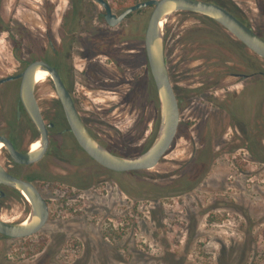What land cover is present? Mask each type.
Returning a JSON list of instances; mask_svg holds the SVG:
<instances>
[{
	"label": "rangeland",
	"instance_id": "1",
	"mask_svg": "<svg viewBox=\"0 0 264 264\" xmlns=\"http://www.w3.org/2000/svg\"><path fill=\"white\" fill-rule=\"evenodd\" d=\"M108 1L119 13L144 0ZM207 1L233 9L264 35V0ZM70 7L69 0L4 1L2 19L13 31L11 35L0 30V79L22 72L25 63L21 59L49 56L51 23L55 35H60L56 38L59 45L62 16ZM76 10L85 14L86 35L97 28L107 39L105 50L114 53L119 44L134 54L127 50L144 44L136 35L145 34L153 7L135 13L111 34L98 20L103 12L99 4L80 0ZM196 26L213 29L205 19L184 12L175 13L166 23V56L173 85L188 90L199 87L205 72L220 76L264 72V60L235 39L222 44L221 51L188 40L191 32L185 37V31ZM88 62L78 61L69 83L82 116L94 134L119 154L141 153L155 139L160 121L154 80L138 81L135 72H141V67L117 68L105 56L96 65ZM99 67L105 68V79L98 75ZM243 91L245 106L240 103L235 111L246 124H235L226 111H220L219 117L203 116L199 99L187 96L177 138L155 168L133 175L113 173L114 190L105 184L86 193L78 207L85 215L86 242L74 237L62 243L51 235L52 226H47L27 239L0 240V264H219L221 259L224 264L227 260L239 264L245 238L242 230L248 236L249 228L254 241L244 244L245 259L264 264V136H260L261 143L257 136H251L254 142L247 139L248 133L264 132V76L257 73L242 81L229 75L214 96L222 103L223 99L227 102V95ZM36 94L42 109L60 110L50 81L38 83ZM18 97V82L0 86V128L13 121ZM193 155L197 157L192 160ZM74 156H85L86 165H93L87 155L71 151L70 157ZM179 179L193 182L185 184L183 194L178 191L182 188ZM15 203V198H0L2 219L13 222L21 216L22 206ZM68 206L71 201L56 205L57 210Z\"/></svg>",
	"mask_w": 264,
	"mask_h": 264
},
{
	"label": "flooded vegetation",
	"instance_id": "2",
	"mask_svg": "<svg viewBox=\"0 0 264 264\" xmlns=\"http://www.w3.org/2000/svg\"><path fill=\"white\" fill-rule=\"evenodd\" d=\"M79 1L80 0H74V1L69 0V3L71 5V7L69 8V12H65L62 16L63 32L61 33L62 37L60 39V44L59 45L56 44L57 43L56 38H59L60 35H55V32L53 30L54 29L53 22H52L51 23V29L52 30L48 34L49 56L42 57V58H34V59H30L28 61L21 59V61H23V63H25V68L30 63H32L34 61L43 60V61L48 62L51 66L55 67L59 71L64 84L69 89L71 94H72V92L70 90L69 83L71 80L74 79V72H76L74 69L79 67L78 61L89 59L88 65L93 66V65H96L98 63V59L101 56H103V57L105 56L108 59H112V63H114L117 68H118V66L123 67L125 69L131 68V67L139 69V67H141V72H139V71L135 72V75H136V78L138 79V81H140L141 79L142 80H148L150 78H152L154 80V77H153V74H152L151 68H150V63H149L147 51H146L145 34L143 35V34H141V32H138V34L136 35V37L139 38L137 40H142L144 42V44L142 45V47L140 49L133 50V48L131 46L130 50H127V51H131V52L135 51L134 54H128V52H125L123 47H120V46L117 47V45H119V44L114 46V48H118L116 51L113 50V52L115 51L114 53H112L109 50L107 51V50H105V48L107 47V43H105V42H107V39L100 35L101 31L99 29L96 28L95 32L93 34L86 35V30L88 31V29H86V24H85V14H84V12L77 13L78 10H76V2L78 3ZM89 1L97 3L93 0H89ZM204 1H207V0H204ZM207 2H212V1H207ZM212 3H215V2H212ZM97 4H99V3H97ZM216 4L227 8L231 12L233 11L234 13L233 12L232 13L235 16H237L243 22H245V23L247 22L243 18L238 16L233 9L226 7V6L219 4V3H216ZM150 7H152V6H150ZM146 8H148V7H146ZM143 9H145V8H143ZM143 9H141V10H143ZM153 9H154V7H153ZM141 10H138V11L130 14L125 20H127L128 18L133 16L135 13L140 12ZM113 11H114V9H113ZM121 12H119V13L115 12V13L120 14ZM181 12H185V11H181ZM194 14H196V13H194ZM104 15H105V9L103 8V12H101L97 17H98V20L103 21L105 28L107 30L106 32H108L109 34H111L114 29L119 27L125 21L124 20L123 22H121L119 25H117L115 27H111L106 22ZM247 25H249V24H247ZM249 26H251V25H249ZM146 29H147V27H146ZM0 30L1 31H7L10 34L13 31L11 28H9V30H2V25H1ZM223 30L229 35L231 40L235 39L236 41L240 42V44L247 47L240 40H238L235 36H233L224 27H223ZM255 31L257 33H259L257 30H255ZM117 35H119V34H117ZM120 36H122V35H120ZM19 44L17 47V51L19 49ZM85 50L87 51V53H85ZM131 52H129V53H131ZM133 61L135 62V64ZM25 68H24V70H25ZM101 68L100 67L96 68V69H98V75L103 77V79H105L104 77H106L107 72L105 71V68H102V69ZM22 72L15 74V75H11V76H18ZM257 73H258L257 71L254 72V74H247V73H242L240 71H235L231 75L241 79L242 81H244V80L250 78L251 76L256 75ZM228 76H226L219 83L218 88H220V86L224 85V82L227 80ZM7 77H9V76H7ZM170 77H171V75H170ZM4 78H6V77H4ZM1 79H3V78H1ZM47 81H50V83L52 84V86L54 88L53 79L50 76L48 77ZM11 82H18L19 83V97H18V101L16 104V109H15L14 114H13V121L12 122L9 121L8 124H6L2 128H0V136L9 140L12 143L15 150H17L19 153H27L30 150H32L31 147H32L34 142L41 141L42 134L39 131L38 127L35 125L34 121L31 119L29 113L27 112V110L25 109V107L22 103L21 95H20L22 77H17V78H14L12 80L1 83L0 86L11 83ZM154 82H155V80H154ZM156 89H157V87H156ZM36 90H37V85H36ZM180 91L185 96H187L184 89H180ZM35 93H36V91H35ZM243 93H244V91L240 92L239 94L227 95L228 96L227 103H231V110H233L232 112L226 111L223 108L222 109L206 108V110L204 111L206 113V116L211 117L214 115L215 116L218 115L217 117H219V115L221 114V113H219L220 111L221 112L226 111V112H228V114L232 118V121L235 124L236 123L242 124V122H243V125L246 124V122H244V119L239 118L238 114L235 111V107L237 109L238 104L241 103L242 107L245 106V102H244V104L242 103V101L244 100V98H243L244 94ZM176 95H177V92H176ZM72 96H73L74 101L76 103L77 109L79 110L76 99H75L73 94H72ZM36 97H37V94H36ZM177 98H178V96H177ZM37 100H38V103L40 105V109H41L43 119H44L45 124H46L47 129H48L49 146H48L46 152L44 153L43 157L36 162L19 163L13 159V157L11 156V152H10L9 148L7 146H5V144H3L4 145L3 148L0 149V163L10 175H12L13 177H15L16 179H18L22 182L32 184L37 190H39V192L44 197V199L47 202L48 207H49V219H48L45 227L52 226L51 235H53L56 240L58 239V240H60V242L63 243L65 241H68V239H70V238H72V239L77 238L81 242H86L85 241L86 240L85 215H84V212L79 211V208H78L80 206L79 203L81 202V199L85 196V194L91 193L92 191H97L100 189V187H102V185H105V184L109 185L111 190H114V187H116L117 184H116L115 179L113 178V173H115V174L116 173H128V174L133 175V174H138L139 172H144V171H148V170L118 172V171L111 170V169L101 165L98 161H96L94 158H92L79 144L76 136L74 135L73 131L71 130L68 118L65 114L63 105H62L59 97H58V103L60 105V110H44V109H42V106L39 102L38 97H37ZM157 100H158V92H157ZM178 101H179V99H178ZM224 101H225V99L222 100V102H224ZM158 102H159V100H158ZM220 104H221V102H220ZM179 107H180V115H181L183 107L180 106V103H179ZM79 112H80V110H79ZM80 114H81V112H80ZM81 116H82V114H81ZM82 118L84 119L83 116H82ZM84 121H85L89 131L106 148H108L112 153H114L116 155H121V156H134V155L119 154L114 149H112L111 146H108L105 143H103L94 134V132L92 131V129L88 125L86 119H84ZM157 131H158V128H157ZM178 131H179V129H178ZM177 135H178V133H177ZM176 138H177V136H176ZM148 147L144 151H146L148 149ZM170 149H169V151H170ZM71 151L74 153L76 152L77 154L82 153L83 155H87L93 161V165H89V166L86 165L85 156L70 157ZM144 151H142L141 153H143ZM168 152H167V154H168ZM141 153H138V154H141ZM138 154H135V155H138ZM196 157H197L196 155H193L192 160L195 159ZM160 162H161V160H160ZM102 173H104V174H102ZM101 176H103L102 177L103 179L101 178ZM179 182L181 183L180 186H182V188L178 189V191L182 194L185 193L187 190V187L185 186V184L190 185L191 183H193L191 181H184V179H179ZM127 193H128V191H127ZM61 195L63 196V198H61V200H60L58 198ZM0 198H2V199L15 198V201L17 202L15 204H17L18 206H22L21 216L19 218H17V220L13 221L12 223H23V222L27 221V219L30 215V212H31V203L24 197L21 190L13 187L11 185H8V184L0 183ZM60 201H62V202L71 201L72 206L71 207L68 206L66 208L63 207L62 209L57 210L58 207H56V205ZM155 201H157V200H155ZM68 204H69V202H68ZM76 205H77L78 209L75 207ZM3 208L4 207L2 206L0 209L2 210ZM64 213H66V216H64ZM0 218H2V217H0ZM5 221H8V220H5ZM8 222H10V221H8ZM241 227L244 228L243 225ZM242 233L244 234V237H245V238H243L244 244H248L249 243L248 240H250L253 243L254 239L250 238L252 235L250 228L246 232V235H248V236H245V231H243V230H242ZM74 237H76V238H74ZM27 238L28 237L21 238V239H27ZM9 239H15V238H10L8 236L0 234V240H9ZM100 239H101V241H103L102 240L103 238L100 237ZM244 244L242 247V253L240 256L241 259H240L239 264H250V262L247 263V260L245 259L246 252H245ZM142 255L144 256V254L140 253V255H138V256H142ZM130 258H132V256H130L129 259ZM223 261H224V259L223 260L221 259L219 264H224ZM225 264H229L228 260H227V262H225Z\"/></svg>",
	"mask_w": 264,
	"mask_h": 264
},
{
	"label": "water",
	"instance_id": "3",
	"mask_svg": "<svg viewBox=\"0 0 264 264\" xmlns=\"http://www.w3.org/2000/svg\"><path fill=\"white\" fill-rule=\"evenodd\" d=\"M105 9V20L115 27L130 14L146 7H154L145 32V45L158 92L160 121L155 139L146 151L134 156H121L112 153L88 129L69 89L64 84L59 71L48 62L38 60L30 63L18 76L0 79V84L22 77L20 95L22 103L31 119L42 134L40 147L27 153H19L12 143L0 136L19 163H32L40 160L49 146L48 129L43 119L36 97V74L47 71L53 79L55 91L63 105L71 130L81 147L101 165L118 172L149 170L156 167L173 145L180 121L179 101L171 81L166 59L167 21L177 12L185 11L209 17L222 25L251 51L264 60V37L257 33L227 8L204 0H145L127 7L120 14L113 11L107 0H93ZM0 183L11 185L21 191L26 190L31 212L26 222L12 223L0 218V234L21 239L39 233L49 219V207L44 197L32 184L22 182L10 175L0 163Z\"/></svg>",
	"mask_w": 264,
	"mask_h": 264
},
{
	"label": "trees",
	"instance_id": "4",
	"mask_svg": "<svg viewBox=\"0 0 264 264\" xmlns=\"http://www.w3.org/2000/svg\"><path fill=\"white\" fill-rule=\"evenodd\" d=\"M4 1L5 0H0V23L2 25V30H9V28H11L9 23L5 22L2 19V15H1V9L3 7ZM184 13H190V12H184ZM190 14H193L197 17L205 19L207 22H209L213 25L212 26L213 29L208 30L207 28H205L203 26L193 27L192 29H190L187 32L185 31V33H184V35L186 37V34L188 36L189 32H191L190 38L188 40L193 41V42L206 43L211 49H214L215 51H221V45L231 41V38L229 37V35L223 30V27L220 24H218L217 22H215L214 20H212L211 18H208L206 16H202V15H198V14H194V13H190ZM247 24H249V23H247ZM259 34L264 37V35H262L261 33H259ZM166 58H167V56H166ZM214 73H216V74H214ZM214 73H210V72L206 73L205 72L204 73L205 77L202 80L201 86H199V87L192 88L190 90H188L184 87H180V89L185 90V93L187 96H189V97L191 96L193 98L199 99L200 104H202L201 106H203L202 107V111H203L202 115L203 116L204 115L206 116V113L204 111L206 110V108H209L210 106L212 109H222L223 108L226 111H231V112L233 111V110H231V103L222 102L220 104L221 99L214 96L215 95L214 92L216 93V90L219 87V83L227 76V74L231 75L233 72L223 74L222 76H220L217 72H214ZM258 74L264 76V72L258 71ZM173 86L175 88V91L177 92V96L179 99L180 106L183 107V103H184L185 99L188 97L185 96L180 91L179 87L175 86V84ZM220 87H224V85L220 86ZM242 103L244 104V102H242ZM251 136H254V137L257 136L256 138L258 139L259 143H261L260 139H261V137L264 136V132L261 131V132H259V134H255V135H251L250 133H248L247 139L249 141L254 142L255 138H252Z\"/></svg>",
	"mask_w": 264,
	"mask_h": 264
},
{
	"label": "bare ground",
	"instance_id": "5",
	"mask_svg": "<svg viewBox=\"0 0 264 264\" xmlns=\"http://www.w3.org/2000/svg\"><path fill=\"white\" fill-rule=\"evenodd\" d=\"M50 75H49V73L47 72V71H43V70H39L38 72H37V74H36V81H37V84L38 83H43V82H47V80H48V77H49ZM40 141H36V142H34L33 143V145H32V150H36L37 148H39L40 147ZM3 143L0 145V149H2L3 148ZM22 194L24 195V197L27 199V200H29L30 201V199H29V195H28V193H27V191L26 190H23L22 191Z\"/></svg>",
	"mask_w": 264,
	"mask_h": 264
}]
</instances>
